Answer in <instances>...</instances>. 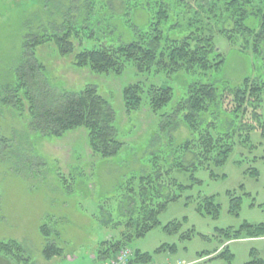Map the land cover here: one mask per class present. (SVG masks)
Here are the masks:
<instances>
[{
    "label": "rangeland",
    "instance_id": "rangeland-1",
    "mask_svg": "<svg viewBox=\"0 0 264 264\" xmlns=\"http://www.w3.org/2000/svg\"><path fill=\"white\" fill-rule=\"evenodd\" d=\"M100 2L97 0L89 10L86 0H0V73L3 77L10 76L17 63L28 21L33 22V28L44 25L51 33L59 34L68 22L75 28L71 39L75 52L62 57L59 48L49 44L37 50V57L45 65L52 85L61 91L77 93L88 85L96 86L116 111L121 122L120 138L126 143L119 157L106 160L92 155L85 129L63 138L43 137L31 132L32 118L28 113L17 111L16 114L9 109L4 114L1 112L0 130L5 137L18 132L29 134V139L22 149L24 161L14 165L4 153L0 157V243L16 242L22 248L17 251V257L0 252V264H109L110 260L105 257L110 255L112 245L122 240L124 227L114 230L101 224L97 213L104 199L111 198L116 205L119 188L131 177L146 174L150 170V158L159 155L165 142H173L170 161L189 163L192 160L191 155L183 157L181 152H175L191 136L180 121L171 127L168 135L160 137L156 117L145 111L127 116L122 109V90L130 84L144 82L149 86L172 87L177 97H184L193 80L191 77L137 76L133 71L120 77L97 76L89 70L75 68V55L82 49H93L105 41L121 44L134 40L133 32L114 17L122 15L121 0L111 1L114 4L111 17L94 12ZM36 15L41 17V22ZM108 19L112 33L106 31L110 26L105 23ZM133 22L144 29L149 23L148 13L134 12ZM247 23L257 27L255 20ZM216 44L225 65L219 73L200 77L202 83L235 89L243 86L248 77L263 81L264 42L260 44V55L234 48L221 35L216 37ZM233 106L232 101L225 100L223 109L232 111ZM249 118L246 122L255 124ZM221 119L222 130L227 131L230 120L224 116ZM261 131L253 133L251 143L236 142L226 163L212 167L214 174L202 168L194 173L193 180L191 172L174 171L172 177L190 188L178 201L167 206L158 227L134 239L116 255L126 249L132 250L133 259L137 253L149 254L152 262L148 264H228L221 256L226 250L234 256L232 264L264 259V238L249 236L255 228L264 225V135ZM229 193L241 198L237 215L229 212ZM212 197L221 206L218 218L204 216L198 210L199 203ZM245 223L252 228L239 238L228 241L221 234L228 229L237 231ZM43 227L47 228L48 236L42 232ZM184 235L188 238L183 239ZM49 244L58 246L62 255L47 260L44 251ZM161 248L166 250L157 252ZM113 257L111 260H115Z\"/></svg>",
    "mask_w": 264,
    "mask_h": 264
},
{
    "label": "trees",
    "instance_id": "trees-1",
    "mask_svg": "<svg viewBox=\"0 0 264 264\" xmlns=\"http://www.w3.org/2000/svg\"><path fill=\"white\" fill-rule=\"evenodd\" d=\"M96 1L86 0L89 10ZM105 1L101 0L94 12L111 17L115 0ZM121 2L122 15L114 17L133 32L134 40L121 44L105 41L93 49H82L75 55L74 66L97 76L120 77L133 71L137 76L191 77L193 80L184 97H177L172 87L149 86L144 82L130 84L122 90V109L127 116L140 115L145 111L156 117L160 137L161 134L168 135L171 127L180 121L191 136L178 145L175 152H181L183 157L191 155L192 160L189 163L170 161L173 142H165L159 155L150 158V170L141 176L131 177L119 188L116 205L111 198L104 199L97 213L101 224L114 230L124 227L122 240L112 245V251L105 259L112 258L134 239L142 238L158 227L159 218L167 206L178 201L181 194L190 188L172 177L174 171L191 172L193 180L199 169L206 168L213 173L212 167L226 163L236 142L251 143L253 133L258 130H262L264 135V79L260 82L248 77L243 86L235 89L229 86L222 89L214 83L204 84L199 80L202 76L219 73L225 65L224 56L216 44L218 35L225 37L234 48L240 47L260 55V44L264 42V0ZM138 10H145L149 15V23L144 29L133 22L134 12ZM36 16L41 22V17ZM251 19L256 21L257 27L248 25ZM106 22L111 24L109 19ZM68 25L65 23L59 34L51 33L44 25L37 29L33 28V22L26 23L16 65L10 76L3 77L0 73V113L4 114L6 109L28 113L32 118L31 132L43 137L63 138L68 133L85 129L92 155L106 160L115 159L124 151L126 143L120 138L121 122L114 108L96 86L88 85L77 93L59 90L52 85L45 65L37 57V50L49 44H55L62 57L75 52L71 41L75 28L69 25L67 29ZM106 31L112 33L114 30L110 25ZM225 100L232 101V111L223 109ZM222 116L230 120L227 131L221 128L224 124ZM249 116L255 124L246 122ZM28 139L27 133L14 132L12 136L5 137L0 130V157L4 153L14 165L24 161L22 149ZM253 173L258 175L256 171ZM228 195L229 212L237 215L241 198L232 193ZM198 210L204 216L218 218L221 206L215 197L206 198L198 204ZM250 225L245 223L237 231L228 229L221 234L231 241L250 231ZM42 232L46 236L49 234L46 227ZM263 235L264 225L249 234L251 238H264ZM182 238L188 237L184 235ZM21 249L16 242L0 243V252L9 257H17V251ZM165 250L161 248L157 252ZM226 251L221 256L232 264L234 256ZM61 255L62 250L56 245L49 244L44 251L47 260ZM150 262L151 255L137 253L133 264ZM249 264H264V259L254 258Z\"/></svg>",
    "mask_w": 264,
    "mask_h": 264
},
{
    "label": "built area",
    "instance_id": "built-area-1",
    "mask_svg": "<svg viewBox=\"0 0 264 264\" xmlns=\"http://www.w3.org/2000/svg\"><path fill=\"white\" fill-rule=\"evenodd\" d=\"M133 253L130 249L123 250L109 264H131Z\"/></svg>",
    "mask_w": 264,
    "mask_h": 264
}]
</instances>
